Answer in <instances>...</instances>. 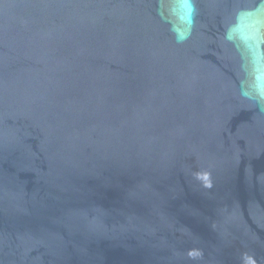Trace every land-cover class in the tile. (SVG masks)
<instances>
[{
	"label": "water",
	"instance_id": "1",
	"mask_svg": "<svg viewBox=\"0 0 264 264\" xmlns=\"http://www.w3.org/2000/svg\"><path fill=\"white\" fill-rule=\"evenodd\" d=\"M0 264H264V0H0Z\"/></svg>",
	"mask_w": 264,
	"mask_h": 264
}]
</instances>
